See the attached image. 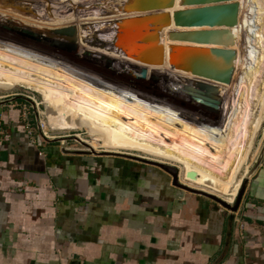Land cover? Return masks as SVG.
Wrapping results in <instances>:
<instances>
[{
  "label": "crops",
  "instance_id": "crops-1",
  "mask_svg": "<svg viewBox=\"0 0 264 264\" xmlns=\"http://www.w3.org/2000/svg\"><path fill=\"white\" fill-rule=\"evenodd\" d=\"M13 82L58 98L68 94L43 82ZM251 89L242 95L247 104L225 105L238 114L220 130L250 127L253 102H264L262 89ZM4 98L0 93L6 131L0 142V264H264V157L256 167L264 127L256 138L245 129L218 144L207 141L208 149L241 163V171L256 161L245 199L231 211L164 187L160 173L113 158L116 153L82 155L54 142L33 144ZM45 102L49 115L60 113L51 111L56 103ZM263 110L264 103L254 127ZM197 172L201 186L238 191L241 180L221 168L202 164Z\"/></svg>",
  "mask_w": 264,
  "mask_h": 264
},
{
  "label": "rangeland",
  "instance_id": "rangeland-1",
  "mask_svg": "<svg viewBox=\"0 0 264 264\" xmlns=\"http://www.w3.org/2000/svg\"><path fill=\"white\" fill-rule=\"evenodd\" d=\"M128 1L0 0V42L25 45L31 51L61 64L63 62L62 65L71 67L75 71L77 69L80 74L90 77L94 82L108 85L98 89L63 90L52 82L0 72V77H8L11 80L0 78V87L10 91L0 92L2 95L5 93L3 100H8V104L18 111L22 132L30 142L32 141L25 130V122L31 125L35 144L54 142L57 147L64 148L70 153L86 151L129 155L133 159L121 155L113 158L152 169L162 175L164 187L180 190L185 195L189 194L174 185L172 174L159 167L142 164L135 158L165 164L176 168L180 184L215 195L234 207L241 189L244 185L247 187L250 176L248 174L256 161L251 160L249 163H252V167L241 171V163L225 154L208 149L210 146L207 141L210 139L211 144L213 141L218 144L217 140L226 141L227 136L242 133L245 129L256 138L258 132H263L264 114L259 126H254L257 125L264 102L259 101L258 104L256 101L253 102L251 110H254L249 128L229 125L220 130L224 119L226 123L231 124L229 119L233 122L232 118L238 114V111L233 110L231 106L226 110L225 105L241 103L237 102L238 100L234 102L230 100L233 93L230 91V94H225L228 99H223L218 120L208 124L200 112L199 107L202 105L180 92L183 81L181 78L193 76L180 72L169 73L163 67L146 66L138 63L133 53L127 52L128 57H126L118 48H114V40L119 32L124 37L126 35L127 38L135 37V41L142 42L141 38L134 36L136 33L134 29L131 28L127 34L124 29L118 30V22L129 17L124 12V6ZM244 1L241 0L240 5H243ZM64 7L68 9V13ZM69 26H75L78 29V38H81L78 39L76 50L72 51L52 44L55 41L68 43L54 36L51 31ZM240 29L239 22V27L236 29L239 44L235 45L238 46V57L244 53L246 45V38L243 42L240 41L238 33ZM168 30V28L164 29L161 34L167 51ZM100 34H108V36L101 39ZM4 37H8L7 40L1 39ZM241 71L242 67H238L236 63L232 84L240 76ZM13 81H26L32 83L33 87L43 82L44 85L50 84L52 89L66 91L68 94L58 98L38 90L25 89ZM260 88L264 95V82L263 87ZM255 91L256 89L253 88L250 93ZM247 92L248 90L238 93L236 98L239 99ZM45 99L57 104L58 110L51 111L60 113L49 115ZM25 111L28 112V117L23 114ZM227 114L229 117L226 118ZM38 117L39 121L45 122L47 130L52 131L49 133V139L42 138L37 130ZM25 118L28 121H25ZM257 147L264 148V143L261 147ZM202 164L221 168L233 178L237 176V180H241L235 198L233 188L223 187L222 192L225 195L216 191L214 187L201 186L202 184L197 183L200 179L197 168ZM188 174L190 177L196 175V178H189ZM241 204L242 202L238 209Z\"/></svg>",
  "mask_w": 264,
  "mask_h": 264
},
{
  "label": "water",
  "instance_id": "water-1",
  "mask_svg": "<svg viewBox=\"0 0 264 264\" xmlns=\"http://www.w3.org/2000/svg\"><path fill=\"white\" fill-rule=\"evenodd\" d=\"M176 1L126 2L124 12L129 17L118 22V30L124 29L127 34L132 28L136 31L134 36L141 38L142 42L135 41V37L127 38V35L124 37L119 32L114 40V48H118L126 57L127 52L133 53L135 60L146 66L164 67L169 73L180 72L193 76L181 78L183 81L180 92L202 105H198L201 115L208 124H211L218 120L225 96L223 89L216 84L230 86L233 82L238 58L234 28L238 24L241 0H178L177 3L182 8L175 9ZM166 28L169 29L166 35L168 51L161 38ZM51 33L68 41V43L55 41L52 44L68 51L76 50L78 29L75 26L56 28ZM224 122L226 123V119L223 120V124ZM76 153L90 155L94 152ZM113 155L131 158L124 154ZM263 157L264 148L256 167ZM135 159L166 170L173 175L177 188L208 198L227 210L236 211L245 193L244 185L233 207L215 195L180 184L174 167L141 158ZM188 177L190 178V174ZM191 178H194V175Z\"/></svg>",
  "mask_w": 264,
  "mask_h": 264
},
{
  "label": "bare ground",
  "instance_id": "bare-ground-1",
  "mask_svg": "<svg viewBox=\"0 0 264 264\" xmlns=\"http://www.w3.org/2000/svg\"><path fill=\"white\" fill-rule=\"evenodd\" d=\"M177 2L178 0L176 1L175 9H178L179 7ZM64 9L67 11L66 13H68V9L65 7ZM239 22L241 25V29L238 32L240 35V41L243 42L246 38V45L244 46L245 51L241 55V57H238L239 61H236L238 67H242V71L239 72L240 76L237 77L235 83L231 84L230 86H219L223 89L225 94H230V91L233 92L232 97H230L231 101L234 102L238 100L237 102H243L247 104V99L244 97H240L239 99H237V94L245 92L251 88L263 87L264 82V1H244L242 8L239 11L238 24L234 28L236 44H239L236 33V29L239 27ZM242 33L243 38H241ZM106 36H108V34H100L101 39H104L103 37ZM7 38L4 37L1 39L7 40ZM237 48L238 46H235L236 50ZM62 64L54 61L53 59L47 58L46 56L44 57L43 55L29 50L25 45L15 42H0V72L3 74L52 82L54 85L59 86L63 90H70L72 88L88 90L108 86L98 82H94L90 79V77H84L85 75L83 76L82 74H80L77 69L75 71L71 69V67ZM223 99L228 98L224 96ZM197 175L199 176L198 172ZM195 178L196 175L193 179ZM234 179L236 178L234 177ZM236 194L237 191L233 193L234 198ZM234 198L232 200H234ZM232 200L230 201L232 202Z\"/></svg>",
  "mask_w": 264,
  "mask_h": 264
},
{
  "label": "built area",
  "instance_id": "built-area-1",
  "mask_svg": "<svg viewBox=\"0 0 264 264\" xmlns=\"http://www.w3.org/2000/svg\"><path fill=\"white\" fill-rule=\"evenodd\" d=\"M252 112H253V110H252ZM23 114L26 116V117H28V112H23ZM40 119H39V117H38V121H37V130L39 131V133H41V135L43 136H41L42 138H47V139H49L48 138V136H49V133L50 132H52V131H50L49 132V130H47V127H46V124H45V122L44 121H39ZM25 121H28V119H26L25 118ZM39 122V123H38ZM25 130L28 132V134H29V138L31 139V141H32V143H34V140H33V133H32V131H31V125L29 124V122H28V124H27V122H25ZM6 137V132H5V128H4V125H3V122L0 120V142L1 141H3L4 140V138Z\"/></svg>",
  "mask_w": 264,
  "mask_h": 264
},
{
  "label": "flooded vegetation",
  "instance_id": "flooded-vegetation-1",
  "mask_svg": "<svg viewBox=\"0 0 264 264\" xmlns=\"http://www.w3.org/2000/svg\"><path fill=\"white\" fill-rule=\"evenodd\" d=\"M177 173V172H176Z\"/></svg>",
  "mask_w": 264,
  "mask_h": 264
}]
</instances>
